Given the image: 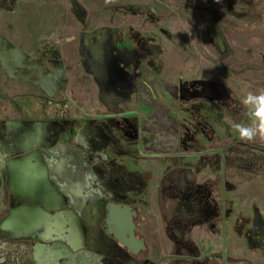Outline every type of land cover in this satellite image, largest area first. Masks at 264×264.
<instances>
[{"label": "rangeland", "instance_id": "1", "mask_svg": "<svg viewBox=\"0 0 264 264\" xmlns=\"http://www.w3.org/2000/svg\"><path fill=\"white\" fill-rule=\"evenodd\" d=\"M260 90L264 0H0V262L48 264L73 233L84 264H264L246 241L264 176L231 147ZM22 165L40 175L34 197L28 178V198L10 187ZM188 186H208L217 219L196 220ZM109 202L136 209L137 258L105 231ZM27 207L65 218L53 244L9 230Z\"/></svg>", "mask_w": 264, "mask_h": 264}, {"label": "flooded vegetation", "instance_id": "2", "mask_svg": "<svg viewBox=\"0 0 264 264\" xmlns=\"http://www.w3.org/2000/svg\"><path fill=\"white\" fill-rule=\"evenodd\" d=\"M103 37H104V34L99 39H102ZM105 40H106V49L108 50V54H109L110 50H114L115 47H113V43H114V41L116 42V40H114V39L112 40L108 34L106 35ZM92 43H88V44H92ZM118 48L124 49L123 47H120V46ZM85 53H86L85 57H87L92 63V60L94 61V59H93V55H92L91 51L88 50L86 52V50H85ZM128 55H131V51L127 52V56ZM127 59H129V57H127ZM98 65H100L101 69L103 70L104 64L98 62ZM102 73L103 72L101 71V74ZM23 126L24 125H20L17 128L20 129ZM35 134H37V131L35 132ZM233 142H234V144L231 147L232 148H238V150H240V151H238V153L235 156V158L237 159L236 164L237 165H243L245 168H247L246 171L250 175L257 174L258 176L260 175V177H263L264 176V158L262 156H259L257 151L258 150L264 151V144H261L259 142L253 144L251 142L242 141L241 139H239V135L234 136ZM242 151H245V152L242 153ZM28 171L30 173H33V170L28 169ZM184 199L190 200L191 203H194V205L196 206L198 211L202 212L201 217L199 216L196 218V220H198V221H201L202 219L203 220H205V219L206 220H208V219L209 220H215L220 215V208H219L218 204L216 203L215 198L213 197L212 192L208 188V186H202V187L188 186L186 188L185 193H184ZM110 203L120 204L123 206L130 207L132 209V213L134 214L132 216V223L136 227L135 228L136 238L142 240L145 243L143 238H141L137 233L138 215H137L136 209L130 205H127V204L121 203V202H109L108 204H110ZM107 205H106V209H107ZM252 210H253V214H254V212L259 211V208H253ZM258 213L262 216L261 223L256 222V225L253 227L252 231L246 237V241H247V245H248L250 253H252V254L255 253V255L253 254L252 256H254V258H263L264 259V215L260 211ZM106 220H107V218L105 219V224H104L105 231L114 241L117 242L118 246L121 248V251L123 250V251H125V253L131 254L133 256V258H137L138 256H140L141 254H143L144 252L147 251L148 248H147V245L145 243L146 249L144 251H140L137 255H134L125 245H123L119 242V240L115 237L116 233L111 232V230H109V227L106 225ZM184 220H185L184 221L185 224L188 223L187 222L188 217L187 218L185 217ZM196 220H193V222ZM186 228L187 227L184 225V227L182 229L185 230ZM130 230L131 229L129 227L128 231H130ZM119 235H120V233H119ZM185 238H186L185 239V241H186L187 237H185ZM185 245L188 246L187 242H185ZM257 251H259L260 253L257 254L256 253Z\"/></svg>", "mask_w": 264, "mask_h": 264}, {"label": "crops", "instance_id": "3", "mask_svg": "<svg viewBox=\"0 0 264 264\" xmlns=\"http://www.w3.org/2000/svg\"><path fill=\"white\" fill-rule=\"evenodd\" d=\"M2 1L4 4L5 2H7V0H2ZM258 142L264 144V142H260L259 140L251 143L255 144ZM18 173L20 174L21 178L19 177ZM7 178L10 187L14 191L13 193L16 198H20V199L28 198L29 191L26 189L25 186V182L27 178L29 179L28 183L31 186V191H30L31 196L32 197L35 196V192L32 190V186H33L32 184H36L39 179V175L37 174L36 170L35 172L30 173L26 165H22L20 172H17L15 174H13V171L9 172V174H7ZM259 211L264 215V210L262 208H259ZM61 215L62 214H58L57 216L54 217L52 222L46 224L45 213L43 210H41L40 208L27 207L25 211H20L19 213L14 214V216L11 218L9 222V230L12 231L16 226H19L20 231L18 230L15 232H20L19 234L21 235V237H29L32 233L36 232L38 238H40V242L46 244L47 243L53 244L54 241L51 240L55 238V235L62 234V227L64 226L65 218L61 217ZM29 216L32 218L31 221L28 219ZM12 226L15 227L12 229ZM51 230L52 233H54V235L50 234ZM65 238H67L64 239L65 242L56 244L54 245V248L52 250L47 251L48 253L47 255L49 256L53 255L52 259L50 258L47 259V263L56 264L57 259L54 255L56 252H62L67 256V261L69 262V264H79V262L81 264H84L86 260L85 257L83 258L81 257L82 258L81 260V258H77V256H74L72 254L73 249L76 247L77 244L76 239H74L73 233L72 235L69 234ZM44 257H45L44 255L41 256L42 260H44Z\"/></svg>", "mask_w": 264, "mask_h": 264}, {"label": "clouds", "instance_id": "4", "mask_svg": "<svg viewBox=\"0 0 264 264\" xmlns=\"http://www.w3.org/2000/svg\"><path fill=\"white\" fill-rule=\"evenodd\" d=\"M247 113L248 123L235 122L233 130L245 142H264V90L248 92L241 100ZM2 264V262H0Z\"/></svg>", "mask_w": 264, "mask_h": 264}, {"label": "water", "instance_id": "5", "mask_svg": "<svg viewBox=\"0 0 264 264\" xmlns=\"http://www.w3.org/2000/svg\"><path fill=\"white\" fill-rule=\"evenodd\" d=\"M133 215L134 214L132 213V209L130 207L110 203L107 205L108 217L106 225L109 227L111 232L116 233L115 237L121 244L125 245L134 255H137L140 251H144L146 249V245L142 240L136 238V227L132 223ZM129 227L131 229L130 231H128Z\"/></svg>", "mask_w": 264, "mask_h": 264}]
</instances>
